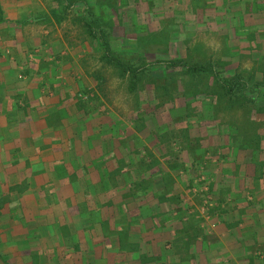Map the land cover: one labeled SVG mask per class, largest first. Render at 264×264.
I'll use <instances>...</instances> for the list:
<instances>
[{
	"label": "crops",
	"instance_id": "obj_1",
	"mask_svg": "<svg viewBox=\"0 0 264 264\" xmlns=\"http://www.w3.org/2000/svg\"><path fill=\"white\" fill-rule=\"evenodd\" d=\"M48 4L0 0V264H264V179L251 163L236 152L208 164L210 229L188 194L198 176L182 186L184 153L78 97L93 86L85 53L65 49ZM189 7L264 55V0Z\"/></svg>",
	"mask_w": 264,
	"mask_h": 264
},
{
	"label": "rangeland",
	"instance_id": "obj_2",
	"mask_svg": "<svg viewBox=\"0 0 264 264\" xmlns=\"http://www.w3.org/2000/svg\"><path fill=\"white\" fill-rule=\"evenodd\" d=\"M48 1L47 9L52 11L64 3ZM84 1L106 25L111 51L128 64L212 59L222 76L241 71L264 81V55L254 57L243 53L232 26L220 32L216 24H196L198 8L190 10L189 6L198 0ZM84 7L83 2H76L63 13L57 11L56 17L52 14L55 21L64 18L68 41L65 49L77 55L85 53L80 57L81 66L93 86L78 92V97L98 98V105L104 108L102 112L118 114L137 131L149 132L151 143L162 145L165 154L183 152L187 159L181 165L182 186L185 188L187 184V174L198 176L194 179L198 182L193 181L192 187L189 186L195 194L193 191L188 194L196 196L193 198L196 207L211 229L217 222L209 217L214 201L206 174L212 160L229 158L239 152L238 157L251 163L255 174L264 179V100L260 98L256 104L230 101L221 93L211 73H190L164 63L139 72L131 87V76L121 74L106 61L99 41L86 30L82 18ZM253 187L249 191L243 187L240 192L249 201L248 207L260 206ZM227 205L231 206L232 201ZM256 250L261 257L263 250Z\"/></svg>",
	"mask_w": 264,
	"mask_h": 264
},
{
	"label": "trees",
	"instance_id": "obj_3",
	"mask_svg": "<svg viewBox=\"0 0 264 264\" xmlns=\"http://www.w3.org/2000/svg\"><path fill=\"white\" fill-rule=\"evenodd\" d=\"M58 7L53 9V15L56 17L57 11L64 12L67 8L75 5L76 2H83L85 4L82 18L88 33L96 38L103 48V57L108 63L116 66L121 74L127 73L131 76V87L134 86V80L138 73L142 70H147L151 65L164 63L169 66H176L189 71L190 73L209 72L213 76L215 82L219 86L221 93L230 101H246L256 104L259 99L264 100V81L253 79L251 75H246L241 71H237L228 76H222L217 65L212 59L204 62H187L182 59L174 60H156L144 65H131L123 59L117 57L110 49V44L106 38V25L96 18L91 8L86 5L84 0H63Z\"/></svg>",
	"mask_w": 264,
	"mask_h": 264
}]
</instances>
